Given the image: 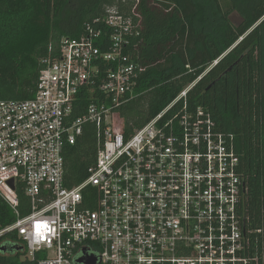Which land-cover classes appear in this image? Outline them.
Returning a JSON list of instances; mask_svg holds the SVG:
<instances>
[{"label": "built area", "instance_id": "1", "mask_svg": "<svg viewBox=\"0 0 264 264\" xmlns=\"http://www.w3.org/2000/svg\"><path fill=\"white\" fill-rule=\"evenodd\" d=\"M93 24L48 47L30 99H0V197L15 217L0 236L15 233L37 264H261L240 210L233 135L202 107L188 110L194 84L142 127L120 130L138 74L126 53L132 21L107 7ZM86 126L94 165L68 188L63 151Z\"/></svg>", "mask_w": 264, "mask_h": 264}, {"label": "trees", "instance_id": "2", "mask_svg": "<svg viewBox=\"0 0 264 264\" xmlns=\"http://www.w3.org/2000/svg\"><path fill=\"white\" fill-rule=\"evenodd\" d=\"M107 7L132 21L126 53L138 70L132 100L117 111L120 130L142 127L194 84L188 110L202 107L234 137L244 183L240 210L264 264V0H0V99H30L48 47L79 38ZM109 34L102 28L100 40ZM89 103L82 95L75 116ZM96 152L94 131L86 126L63 151L68 188L88 177ZM19 202L26 215L21 192ZM14 221L0 197V231ZM0 264L37 263L11 232L0 236Z\"/></svg>", "mask_w": 264, "mask_h": 264}, {"label": "water", "instance_id": "3", "mask_svg": "<svg viewBox=\"0 0 264 264\" xmlns=\"http://www.w3.org/2000/svg\"><path fill=\"white\" fill-rule=\"evenodd\" d=\"M18 250V248H14ZM77 264H96L95 256H84L76 260Z\"/></svg>", "mask_w": 264, "mask_h": 264}, {"label": "rangeland", "instance_id": "4", "mask_svg": "<svg viewBox=\"0 0 264 264\" xmlns=\"http://www.w3.org/2000/svg\"><path fill=\"white\" fill-rule=\"evenodd\" d=\"M230 18L233 24H237V22L239 21V18L235 13H233Z\"/></svg>", "mask_w": 264, "mask_h": 264}, {"label": "clouds", "instance_id": "5", "mask_svg": "<svg viewBox=\"0 0 264 264\" xmlns=\"http://www.w3.org/2000/svg\"><path fill=\"white\" fill-rule=\"evenodd\" d=\"M215 64V63H214Z\"/></svg>", "mask_w": 264, "mask_h": 264}, {"label": "snow or ice", "instance_id": "6", "mask_svg": "<svg viewBox=\"0 0 264 264\" xmlns=\"http://www.w3.org/2000/svg\"><path fill=\"white\" fill-rule=\"evenodd\" d=\"M39 227V226H38Z\"/></svg>", "mask_w": 264, "mask_h": 264}]
</instances>
